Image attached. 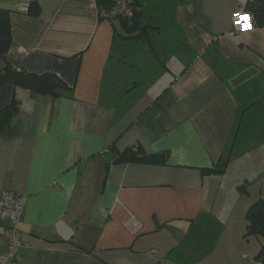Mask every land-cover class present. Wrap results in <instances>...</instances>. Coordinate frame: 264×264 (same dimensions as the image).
Returning <instances> with one entry per match:
<instances>
[{"label": "crops", "instance_id": "1", "mask_svg": "<svg viewBox=\"0 0 264 264\" xmlns=\"http://www.w3.org/2000/svg\"><path fill=\"white\" fill-rule=\"evenodd\" d=\"M109 2L0 0L6 61L66 85L56 98L0 86V111L19 105L0 197L26 196L29 244L6 264H264V237L246 235L264 197V19L236 33L237 0H135L130 27L101 16ZM112 147L166 154L115 163Z\"/></svg>", "mask_w": 264, "mask_h": 264}, {"label": "trees", "instance_id": "2", "mask_svg": "<svg viewBox=\"0 0 264 264\" xmlns=\"http://www.w3.org/2000/svg\"><path fill=\"white\" fill-rule=\"evenodd\" d=\"M258 3V6L255 5ZM114 5V0H110L105 9H109ZM135 5V2H134ZM27 11L31 15H38L40 6L37 1L30 3ZM251 11L258 17L259 22L264 19V3L263 0H257L251 5ZM138 11L135 7V16L130 24L125 20L128 26L132 27L137 24ZM258 22V21H257ZM11 46V11L0 8V58L4 60V64L0 65V86L4 83H12L16 86L30 89L36 93L50 98H56L62 95V89L66 87L61 83L58 77L52 73L36 74L26 70H19L11 66L6 61V54ZM19 112V105L16 100L0 111V134H2L12 124L14 117ZM113 162H158L165 156V152L161 154L148 155L142 148H130L124 151H119L112 147ZM107 164V169L109 167ZM226 166V162L219 164V168L211 170L213 173H222ZM258 234L264 237V197L259 198L250 205L247 211V233ZM261 253L264 254V243ZM264 262V261H263Z\"/></svg>", "mask_w": 264, "mask_h": 264}, {"label": "built area", "instance_id": "3", "mask_svg": "<svg viewBox=\"0 0 264 264\" xmlns=\"http://www.w3.org/2000/svg\"><path fill=\"white\" fill-rule=\"evenodd\" d=\"M257 0H237V7L232 16L233 31L244 32L258 27L255 14L251 11V5ZM135 0H114V5L101 12V16L108 19H123L130 24L135 16ZM26 196L15 191H5L0 197V218L8 222L6 227L7 247L0 252V264H6L15 260L21 247L29 244L23 239L20 224L26 207ZM138 227V222L134 220Z\"/></svg>", "mask_w": 264, "mask_h": 264}, {"label": "rangeland", "instance_id": "4", "mask_svg": "<svg viewBox=\"0 0 264 264\" xmlns=\"http://www.w3.org/2000/svg\"><path fill=\"white\" fill-rule=\"evenodd\" d=\"M245 185H247L248 186V184L247 183H245ZM243 194H244V196H245V198H247L246 197V194H245V192H242ZM245 199H243V201H244ZM253 239V238H252Z\"/></svg>", "mask_w": 264, "mask_h": 264}]
</instances>
